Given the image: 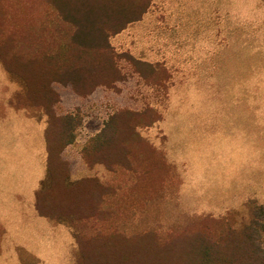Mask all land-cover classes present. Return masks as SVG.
<instances>
[{
  "label": "rangeland",
  "instance_id": "374dc122",
  "mask_svg": "<svg viewBox=\"0 0 264 264\" xmlns=\"http://www.w3.org/2000/svg\"><path fill=\"white\" fill-rule=\"evenodd\" d=\"M147 3L139 20L108 37L113 84L87 96L51 84L55 96L44 102L57 121L41 104L42 89L21 81V55L27 34L50 54L59 23L47 0H0V256L45 264L47 222L57 237V264H84L77 242L97 229L124 237L151 231L162 242L206 217L229 215L239 229L249 202L264 207V0ZM117 113L122 117L105 128ZM46 134L56 152L72 141L38 187L31 182ZM121 135L129 169L83 158L85 148L101 144L111 162ZM100 186L112 189L100 204L110 213L105 223L41 216L36 250L11 246L15 222L29 221L23 204L33 188L35 203L44 189L40 206L51 216V205L98 194Z\"/></svg>",
  "mask_w": 264,
  "mask_h": 264
},
{
  "label": "trees",
  "instance_id": "16d2710c",
  "mask_svg": "<svg viewBox=\"0 0 264 264\" xmlns=\"http://www.w3.org/2000/svg\"><path fill=\"white\" fill-rule=\"evenodd\" d=\"M47 3L59 23L50 38L53 48L47 54L44 46L42 49L36 46L37 38L33 44L30 34L23 37L28 41L23 45L26 52L21 55L24 57L21 58V81L25 87L41 88L44 106L48 97L55 96L50 89L55 82L69 86L78 96H87L99 86L113 84V75L118 72L113 65L108 37L139 20L148 6L147 0H47ZM44 109L49 118L59 121L49 106L45 105ZM117 117H122V113L111 116L105 128L116 122ZM56 129L59 137L65 136L64 126L59 124ZM105 136L108 142L110 137ZM71 141L72 137L56 152L55 140L45 135L47 174L51 173L54 161L61 163L60 151ZM127 142L125 135H121L119 152L113 162L107 160L101 144L85 148L82 156L89 165L98 162L112 170L129 169ZM100 188L98 194L72 197L67 205H51V216L40 206V200L46 195L43 189L36 194L35 210L40 216L53 215L57 220L91 219L105 223L110 213L101 209L100 204L112 189ZM247 209L248 220L239 229L233 227V218L229 215L217 220L206 217L180 233L171 232L162 242L151 231L124 237L119 231L97 229L89 237L79 238L80 259L84 264H264V207L249 202Z\"/></svg>",
  "mask_w": 264,
  "mask_h": 264
},
{
  "label": "crops",
  "instance_id": "0c3cea01",
  "mask_svg": "<svg viewBox=\"0 0 264 264\" xmlns=\"http://www.w3.org/2000/svg\"><path fill=\"white\" fill-rule=\"evenodd\" d=\"M214 124L215 121H212L213 126ZM39 142H40V136H39ZM43 152H45L44 149ZM37 165H38L37 166L38 172L37 174L35 172V174H33L34 176L32 175L34 178H32L31 184L39 187L42 184L46 175L45 154L44 156L41 157V159L39 158ZM36 189L33 188V190H31V192L27 196V199L26 198L24 199L25 203L23 204V207L26 210L29 219L27 225L25 224V222H23L24 220L21 221L20 218L19 221L15 222L16 225L13 227V230H15V234H13L14 236L12 238H13V242L14 241L16 242L15 245L14 244L11 245L13 248L16 247L17 249H20L21 247L23 248L26 247L30 249L33 248L34 250H36V243L40 241V239H42V217L38 215L35 210ZM20 200L21 199L19 198L17 201ZM17 208L19 210L18 215L21 216V205L17 206ZM52 228L53 227L50 226V224L47 222L45 228L46 229L45 234L49 240L50 246H49V254L47 255V257L46 256L44 257V259H47L45 260V264L58 263V255L56 251L57 237L52 236ZM21 242L24 243L25 246ZM52 244L54 245L53 248L54 249L56 248L55 250L51 249ZM53 251L54 254H52ZM0 264H23V262L21 261V256H0Z\"/></svg>",
  "mask_w": 264,
  "mask_h": 264
}]
</instances>
